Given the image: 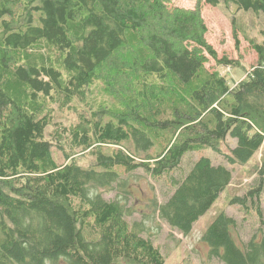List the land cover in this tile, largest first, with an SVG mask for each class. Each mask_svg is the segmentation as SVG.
<instances>
[{
  "label": "trees",
  "instance_id": "1",
  "mask_svg": "<svg viewBox=\"0 0 264 264\" xmlns=\"http://www.w3.org/2000/svg\"><path fill=\"white\" fill-rule=\"evenodd\" d=\"M205 1L264 14V0ZM207 31L202 0H0V264H165L145 220L188 235L232 182V169L208 156L174 176L188 153L206 149L231 165L262 153L256 183L230 200L258 214V229L240 241L224 210L202 240L225 264H264V42L251 39L258 62L231 86L196 52L238 65L218 58ZM98 82L115 103L54 122L55 106L78 112ZM54 140L92 148L94 160L59 163ZM138 170L153 191L171 190L164 201L154 192L143 220L130 221Z\"/></svg>",
  "mask_w": 264,
  "mask_h": 264
},
{
  "label": "rangeland",
  "instance_id": "2",
  "mask_svg": "<svg viewBox=\"0 0 264 264\" xmlns=\"http://www.w3.org/2000/svg\"><path fill=\"white\" fill-rule=\"evenodd\" d=\"M197 1L172 0V5L195 8ZM202 15L208 27L206 38L216 49L218 58L226 56L238 62V65L231 64V66H226L218 64V59L213 58L207 51L199 49L196 52L206 67L226 75L229 84L234 86L258 62V54L252 47L251 39L259 43L264 42V14L258 15L254 11H238L235 5L226 6L221 4L219 6H212L205 0H202ZM102 88V84L98 82L88 92L87 103L78 104L75 102L74 105L78 106V112L75 108L59 109L55 106L54 122L64 125L75 124L78 121L79 112L83 108L90 110V107L95 108L101 103L110 106L114 100L104 93ZM54 128L55 125H51L47 129V138L50 140H52L51 134H53ZM228 144L230 147H235L236 140L229 138ZM51 150L53 157L59 163L74 161L80 165L90 166L95 156L92 148L74 147L68 141L57 145L56 140H54ZM261 155L262 153L259 151L256 157L243 165H231L227 163L222 154L212 149H206L202 152H190L185 156L181 166L174 172L175 177L184 175L189 171L200 157L208 156L215 164H224L229 169H232L233 179L228 187L221 192L213 206L196 221L192 231L188 235L173 230L164 222L158 224L153 220H145V236L149 237L163 252L165 264H225L217 258L209 257L208 246L202 240L204 231L211 225L216 215L224 210L228 215L238 220V228L234 231L236 237L240 241H247L251 238L259 226L258 214L254 210L247 214L239 205L230 203V200L235 196L244 195L256 183L258 175L255 172L254 166L260 160ZM137 172L138 176L132 178L130 181L129 190L131 192L130 197L126 201V204L130 205L131 209L135 211L134 215L129 217L130 221L135 219L143 220V214L150 211L145 206L148 204L149 199L154 197L155 193L158 195L159 201H164L166 200L165 192L171 190L166 184H156L153 182L154 185L156 184V190L153 191L149 182L150 179L144 175L142 170H138ZM104 195L107 199H116L118 192L115 190Z\"/></svg>",
  "mask_w": 264,
  "mask_h": 264
},
{
  "label": "bare ground",
  "instance_id": "3",
  "mask_svg": "<svg viewBox=\"0 0 264 264\" xmlns=\"http://www.w3.org/2000/svg\"><path fill=\"white\" fill-rule=\"evenodd\" d=\"M1 34V33H0ZM4 122V121H3ZM64 143V142H63ZM202 216V215H201ZM97 230V229H96ZM84 236V235H83Z\"/></svg>",
  "mask_w": 264,
  "mask_h": 264
}]
</instances>
